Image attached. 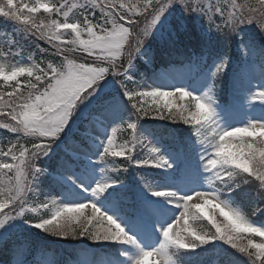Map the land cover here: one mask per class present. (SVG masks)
Wrapping results in <instances>:
<instances>
[{
    "label": "snow or ice",
    "instance_id": "snow-or-ice-1",
    "mask_svg": "<svg viewBox=\"0 0 264 264\" xmlns=\"http://www.w3.org/2000/svg\"><path fill=\"white\" fill-rule=\"evenodd\" d=\"M0 17L21 39L48 45L37 44L42 58L28 52L27 63L15 35L4 33L0 47V129L16 136L0 149L6 264H30L29 255L31 264H60L38 258L40 233L108 248L107 264H206L221 250L247 258L238 264H264V219H250L237 203L254 193L252 214L264 218V0H0ZM190 24L198 46L180 69L136 79L139 59L151 67L184 55ZM220 37L235 45L238 70ZM256 61L254 85L245 70ZM230 74L232 99L219 103L218 81ZM173 97L187 104L172 111ZM146 118L188 127L178 136L145 127ZM124 124L131 139L118 145ZM22 136L33 138L30 146ZM133 167L131 180H121ZM45 180L50 198L30 205ZM201 219L215 230L191 226Z\"/></svg>",
    "mask_w": 264,
    "mask_h": 264
},
{
    "label": "trees",
    "instance_id": "trees-1",
    "mask_svg": "<svg viewBox=\"0 0 264 264\" xmlns=\"http://www.w3.org/2000/svg\"><path fill=\"white\" fill-rule=\"evenodd\" d=\"M39 17L44 18V15H39ZM0 32H5L9 35H15V39H17L22 44V46L24 47L25 54H27L28 52L36 51L38 53V55H40V53L38 52V50L36 48L37 44H39L40 47H45V48L48 47V45L43 41H36L35 43H33L31 40L21 39L20 34H14L13 25L9 22H6L5 18H3V17H0ZM191 36H192V39L185 42L187 47L182 48V50H181L184 53V55H175V56L165 55L162 57H169L170 59L172 58L173 61H183L185 59V56L187 54H189L193 48H196L198 46V35L193 29L191 30ZM227 44L230 45L228 42H227ZM222 45H223L222 40L218 39V41H217L218 48L221 49ZM46 58L47 59H53V57H46ZM159 58H161V57H158L154 62H158L160 60ZM220 85H218V88L222 91H225L226 90L225 86L222 84H220ZM2 89L3 88L0 86V90H2ZM223 96H224V93H223ZM2 119L3 118L0 117V120H2ZM176 123H177L176 125L182 129V134H184V131H183L184 126L182 125V121H178ZM8 134H10V133L5 132V135H6L5 136L4 132L0 131V139L7 141V138L11 136V135L7 136ZM161 135L163 136L162 132H161ZM133 170L134 169L131 168L130 174L134 175ZM254 199H255V195L253 193L252 195H250L249 197H247L243 200H238L237 203L242 208L243 212L249 216L250 219H252L256 222H260V220L264 219V218L252 214V208L255 205L253 203H251L250 201H252ZM260 206L264 207V205H260ZM217 219H218V221H222V219L219 216L217 217ZM192 224H194V226H192V227L196 228L197 231L207 232V231H214L215 230L214 228H212V226L208 223L207 220L201 219L199 221H195L194 223H191V225ZM32 235H33V237H35L36 233L33 232ZM40 236L45 237L44 239L37 238V241H36L37 244L39 245V248L42 250V252L45 251L48 253H50V252L56 253V252H58L56 244H61L62 246H63V244L72 245V244H78L80 241H83L92 247H99L96 244H94L92 241L87 240L86 238H84L82 240L74 241L70 238L61 239V238H56V237H52V236H47L46 234H43V233H40ZM65 247H67V246H65ZM224 247L230 248V246H227V245H225ZM231 251H235V250H231ZM7 259H8L7 254L4 252H0V262H6ZM205 259H206V264H213V263H217V264H238V262L240 260H246L247 258L243 257L241 254H237L236 256H229L221 250L218 252H213V253L208 254L205 257ZM181 264H182V261H181Z\"/></svg>",
    "mask_w": 264,
    "mask_h": 264
},
{
    "label": "rangeland",
    "instance_id": "rangeland-1",
    "mask_svg": "<svg viewBox=\"0 0 264 264\" xmlns=\"http://www.w3.org/2000/svg\"><path fill=\"white\" fill-rule=\"evenodd\" d=\"M30 1L33 2V0H30ZM46 2H47V0H46ZM55 2H59V0H55ZM77 15H78V13H77ZM97 16H99V15H97ZM75 18L76 17L73 16V19H75ZM0 47H3V48L7 47L6 39H5V37L3 35H0ZM228 53L233 57L232 71L238 70L240 68V62H239V59L237 57L236 51L234 50L233 52H228ZM41 58L42 57H40L39 55L36 54L37 61H39ZM18 60H20V57H16L14 60L10 58L9 63H15ZM141 60H143V58H141ZM27 62H28L27 61V56H25L24 63H27ZM171 68L172 67H170L169 69H166V70H170ZM175 68L180 69V66L176 65ZM137 69H138V66L136 65V76L138 74ZM164 71L165 70H163V69L161 70L160 69V71H157L156 73H152L150 75H147V76H145V78L151 77L153 74L162 73ZM259 73H260V65H259V61H256L255 63H253L250 67H248L245 70V77L246 78H250V77H253V76L257 77V79L253 81V84L256 85V84H258ZM194 75H195V70H193V76ZM136 76H135V78H136ZM20 79H21L22 83H26L27 82L25 77H21ZM136 79H140V76H139V78H136ZM222 80L223 81L226 80V86H227L228 92H229L228 93V101H231V99H232L231 74L229 75V77L227 79H222ZM222 80H221V83H222ZM173 82H179V81L176 80V81H173ZM254 90H255V88H254ZM171 99H173L175 101V104L173 106L172 111H176V108H177V106L179 104H181V103L187 104V101H188V98H185L184 101H180L178 97H173ZM216 100H217V102H219L218 94L216 95ZM146 106L155 107V105L152 104V101H151L150 98L148 100V105H146ZM164 111H165V113H167L168 110L165 108ZM146 119H148V123L145 124V127L151 129L150 124L153 123V121H152L151 118H146ZM131 120L135 121V117L134 116L131 117ZM164 122L165 121H161L159 119H155L154 124L155 125H161ZM140 123L144 124V120H141ZM236 126H243V125L242 124H237ZM0 130H3V129H0ZM3 132H7V131H3ZM131 135H132L131 129H128L127 125L124 124L117 130L116 137H115V143L118 144V145L119 144H123V143H125V142H127V141H129L131 139ZM11 137H13V138L8 139L9 142L10 141H15V139H16L15 134L11 135ZM32 139L33 138L23 137L22 136L21 140H20V143H25L28 146H30V144L32 142ZM147 139H151V137H148ZM4 142L7 143L6 141H4ZM234 142H237V141H234ZM170 144H171V141L169 139L167 141L161 140V145L160 146L168 147ZM9 146H10V143H8V147ZM0 149L4 150V148L2 147V142L1 141H0ZM17 154H18V152H17ZM110 159H125V158H110ZM8 175H11V174H8ZM0 179H7V176H5L3 173H0ZM120 179L123 180L124 182H127L124 179V176L122 174L120 176ZM43 195H44L45 199L46 198H50V196L48 194L47 187H45L44 182L40 185V194H39V196L37 197V196L33 195L31 198H34V199L38 200V198H41ZM52 195H55V193H53ZM31 198H29V202L30 203H31ZM192 202L196 203V202H202V201H196L194 199ZM86 214H88V210H86ZM191 223H194V222L190 221V224ZM191 226H194V224H192ZM70 251H71V249L70 250H66L67 254L72 256V259L69 260V261H66V262H61L60 259H59L60 258L59 255L56 254V253L45 255V256L41 257L40 259L44 260V259L55 258L57 261L60 262V264H81L82 261H87V264H107L108 259H110V258H103L102 259V258H99V256H97V258H94V261L91 262V258H90V255H89L88 251L82 250L77 255L71 254Z\"/></svg>",
    "mask_w": 264,
    "mask_h": 264
}]
</instances>
